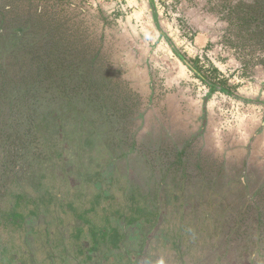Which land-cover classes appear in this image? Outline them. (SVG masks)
I'll list each match as a JSON object with an SVG mask.
<instances>
[{
	"label": "rangeland",
	"instance_id": "374dc122",
	"mask_svg": "<svg viewBox=\"0 0 264 264\" xmlns=\"http://www.w3.org/2000/svg\"><path fill=\"white\" fill-rule=\"evenodd\" d=\"M228 6V0H0V8L10 11L9 18L41 13L72 54L96 58L95 77L107 91L104 96L97 93L90 111L103 134L101 140L121 157L104 161L99 153L94 155L104 143L92 141L77 168L75 149L68 150L64 168L72 179L80 181L86 173L85 177L93 176L99 162L109 178L117 176L141 186L151 202L162 178L167 183L160 196L169 193V185L172 194H182L174 205L163 207L156 225L148 226L140 264H245L240 256L243 233L257 223L258 216L264 226V50L227 30ZM171 43L198 60L204 71L217 69L234 95L221 91L210 95L209 87L182 62ZM57 96L47 91L29 98L31 108L36 103V115L21 107L10 115L13 123L8 130L13 127L12 135L25 133L26 141L33 143H26L32 155L17 163L23 164L18 173L25 188L38 194L45 185H56L55 191L67 203L79 197L67 192L64 180L59 182L62 173L54 172L52 161H42L36 149L32 153L37 140L31 134L37 130L30 128L27 117V113L39 120L46 117L57 105ZM79 105L84 106L82 100ZM106 134L112 140L107 141ZM74 142L60 145L74 148ZM184 149L183 163L170 167ZM12 150L1 148L0 154H8L9 159ZM31 176L33 183L28 181ZM117 186L114 193L121 190ZM10 189H2L0 196L5 198ZM209 193L212 204L225 193L227 210L216 204L208 208ZM200 203L204 208L195 211ZM210 210L217 219L225 212L219 239L205 230L186 231L187 239L175 237L180 219L187 229L193 219H200L193 212L204 215ZM100 242L107 247L103 238ZM117 263L135 264L125 257Z\"/></svg>",
	"mask_w": 264,
	"mask_h": 264
},
{
	"label": "trees",
	"instance_id": "16d2710c",
	"mask_svg": "<svg viewBox=\"0 0 264 264\" xmlns=\"http://www.w3.org/2000/svg\"><path fill=\"white\" fill-rule=\"evenodd\" d=\"M228 2L225 12L227 30L235 32L234 36L238 39H249L264 50V0ZM9 12L0 8V152L1 148L2 151L3 148L13 149L11 162L10 156L7 159L8 154H0L3 171L0 176V192L12 187L5 198L0 196V264H119L117 260L121 257L133 259L135 264H140L149 232L148 226L156 225L163 207L174 205L178 199L176 197L182 194H172L173 186L169 185V193L160 196L159 191L167 183L162 178L156 184L157 193L151 202L141 186L129 184L117 176L109 178L103 169L104 164L101 163V166L99 162V170L93 176L85 177L86 173L83 174L85 178L80 181L72 179V174L69 171L67 173L64 168L66 155L70 154L68 150L75 149L77 166L80 165L81 154L92 141L103 142L100 138L103 134L96 124L97 119L90 111L91 103L98 97L97 93L104 96L103 93L107 91L95 77L96 58H88L80 52L72 54L63 38L54 32V26L40 17L41 13L39 16L29 13L9 18ZM171 46L182 62L209 87L210 95L217 91L233 94L226 84L227 80L217 69L204 71L198 60L188 58L173 43ZM47 91L58 95L57 105L40 120L27 113L30 128L35 126L37 130L35 134H31L37 140L32 153L36 149V155L42 161H52L54 172L62 173L59 182L66 181L63 184L68 187L67 192L77 195L79 201L76 199L74 202L64 203L59 197L63 195L55 191L56 185L44 186V179L39 184L45 190L35 194L25 188V179L18 173L23 167V164H17L19 159L32 155L28 148L30 146L27 147L26 144L32 142L26 141L25 133L16 132L12 135L15 130L13 127L8 130L12 126L10 123H13L10 115L21 107L35 111L36 103L31 108L29 98H38V94ZM81 100L84 106L79 105ZM3 134L6 136L3 137ZM110 138L107 135L106 140H112ZM72 139L77 144L76 146L74 142V148L60 145ZM103 143L105 146L98 148L95 156L99 153L100 158L110 162L121 157L115 154L108 142ZM184 151L185 149L176 155L170 167L183 163ZM170 167L167 169L170 170ZM32 178L33 176L29 177V183L34 182ZM240 181L244 182L243 177ZM173 182L179 184L175 178ZM116 185L121 190L114 193L112 190L116 189ZM180 187L183 189L184 185ZM212 196L209 193L205 202L207 207L214 208L216 204L227 210L230 204L225 193L220 194L219 200L214 204ZM198 208L204 207L200 203L194 210L197 211ZM208 214H211L209 219ZM224 214V211L217 214L220 216L217 219L212 210L208 213L205 211L204 215L193 212V216H199L201 220L203 218L204 222L193 219L186 229L187 225L180 219L179 227L174 232L175 237L184 236L187 239L186 231L193 233L205 230L216 241L223 230L221 217ZM90 219L99 224H93ZM258 219L252 228L243 233L245 242L240 248V256L245 264H264V226L260 216ZM102 238L108 242L106 248L102 247ZM67 253L72 254V259H68Z\"/></svg>",
	"mask_w": 264,
	"mask_h": 264
},
{
	"label": "flooded vegetation",
	"instance_id": "af4514ba",
	"mask_svg": "<svg viewBox=\"0 0 264 264\" xmlns=\"http://www.w3.org/2000/svg\"><path fill=\"white\" fill-rule=\"evenodd\" d=\"M47 169L45 168L43 171H46Z\"/></svg>",
	"mask_w": 264,
	"mask_h": 264
}]
</instances>
